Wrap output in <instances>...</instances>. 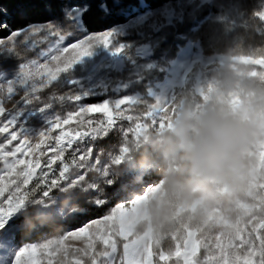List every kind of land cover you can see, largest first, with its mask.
<instances>
[{
  "label": "rangeland",
  "instance_id": "obj_1",
  "mask_svg": "<svg viewBox=\"0 0 264 264\" xmlns=\"http://www.w3.org/2000/svg\"><path fill=\"white\" fill-rule=\"evenodd\" d=\"M211 1L186 0L184 4H167L156 10H135L123 23L98 32L85 31L81 23L79 31L82 37L66 35L65 40L62 37L57 42L55 37H50L48 41L38 43L27 32L15 41L14 48L10 49L6 43L0 42V84H4L18 81L25 68L44 62V57L52 51L50 46L55 43L56 46L62 43L61 46L70 48L71 43L78 42V39L106 33L110 35L107 45L93 40L90 54L68 71L58 73L55 80H51L46 73L37 75L35 81L29 77L26 84L17 82L14 85L18 91L12 100L3 101L7 111L19 113L17 131L31 136L33 151L17 153L15 159L40 161V168L29 185L25 186L28 192L18 214L33 208L37 213L62 217L65 212L55 208L57 200L53 193L66 189L83 186L92 189L101 185V190L111 183L122 190V197L110 203L105 214L99 218L87 220L82 217L72 225L61 228L60 234L49 239L23 244L15 240L16 251L27 248L31 253L24 257L29 264H127L129 254L126 249L135 247L136 258L142 257L155 242L154 234L158 235L161 224L168 220L170 222L166 229L170 232L173 224L176 225L172 236L170 234L175 239L174 246L168 252L161 251L159 257L195 247V264H240L250 254L264 252V229L259 228L264 223V147L256 152L257 171L247 194L233 197L227 204L209 208L202 217H199V205L195 203L190 208L173 205L171 215L158 221H153L140 211L149 201L162 199L165 195L161 189L163 183L159 170L141 164L140 141L145 133L150 128L164 127L176 109L185 102H191L196 107L210 100L233 106L242 103L243 98L239 93H225L223 83L226 74H231L237 80L264 85V60L248 56H204L199 44L194 41H187L171 59L152 57L153 48L158 43L155 33L163 25L179 20L183 5L191 4L197 8ZM258 16L264 20V4ZM32 25L50 26L49 23ZM117 49L121 51L117 52ZM13 56L23 60L15 66L5 65V61ZM247 65L258 66L262 70L246 68ZM152 70L162 71V77L149 88L151 101L145 102L142 107L145 111L136 112L134 107L140 103V95L136 92L126 93V89ZM33 83L36 91L25 98L23 93L27 91L26 87L31 89ZM67 86H76L78 90L66 94L70 109L61 112L62 103H57V95L53 92ZM46 90L53 92L47 93ZM255 94V91L247 93L251 96ZM5 96L6 89L0 91V98ZM100 97L102 99L98 100ZM87 99L97 101L87 102ZM120 100L125 104L116 109L115 104ZM104 102L109 103L114 127L107 135L101 134L93 139L96 129L102 124L106 126L109 117L99 112L80 113V108L97 107ZM69 114L75 118L67 125L53 128L43 143L35 138L53 118L62 120ZM62 132L66 134L62 141L65 151L50 170L48 162L56 155V137ZM77 133L82 135L77 136ZM85 133L87 135H83ZM68 138L73 140L71 147L67 146ZM37 143H40L39 148L35 147ZM0 145H5L4 151H11L20 145V141L7 144V134L0 133ZM89 149L91 155L85 156L81 163L79 157ZM2 155L0 152V157ZM12 159L9 157V160ZM73 159L76 160L75 165H72ZM64 162L72 165L66 174L67 179L55 186L38 184L43 179V173H48L49 182L58 176ZM22 167L17 165V169ZM3 169L4 163L0 158V176L5 177L4 184H10L12 179H16V174L9 175ZM22 179H18L17 183ZM11 187L14 188V185ZM45 192L48 194L45 195ZM7 195L8 192H5V197ZM254 258L258 259L255 255ZM172 260L176 261L175 258Z\"/></svg>",
  "mask_w": 264,
  "mask_h": 264
},
{
  "label": "trees",
  "instance_id": "obj_2",
  "mask_svg": "<svg viewBox=\"0 0 264 264\" xmlns=\"http://www.w3.org/2000/svg\"><path fill=\"white\" fill-rule=\"evenodd\" d=\"M185 1L92 0L96 7L92 9L91 23L90 25L82 23V26L85 31L98 32L123 23L128 16L135 13V10H142L143 8L156 10L167 4L178 2L184 4ZM0 4L10 10L14 26L45 24L49 21L59 25L63 18L61 0H30L29 3L23 5L16 3L15 0H0ZM263 4L264 0H212L210 3H204L197 8L191 4L183 5L181 18L174 20L172 24L163 25L155 33L158 37V43L153 48L151 55L155 59L161 56L165 59H171L176 56L179 48L184 46L187 41H194L199 44L204 56H248L264 60V20L258 16ZM72 31L74 29L70 28L69 33ZM5 35L6 33H0V37ZM22 60L13 56L9 57L4 64L15 66ZM246 68L262 70L253 65H247ZM162 74V71L152 70L143 74L137 82L126 89V93L136 92L140 95V103L134 107L136 112L145 111L142 107L145 106V102L151 101L148 90L161 79ZM74 90H78L76 86H67L55 89L54 92L50 90H46V92H53L57 95V103H62L59 111L62 112L70 109V101L67 100L68 105L66 94ZM101 99L102 97L98 98V100ZM86 101L95 102L97 99H87ZM100 186H98L99 190ZM161 189H163V184ZM103 192L104 189H101L99 194H103ZM53 195L57 200L55 208H59L65 214L62 217L57 214L55 216L50 213L41 214L33 208H29L21 214L24 217L26 227L21 232H15L16 242L23 244L57 236L60 234L61 228L66 226L63 221L77 212H83L85 201H95L97 198V194L89 191V188L85 186L62 190L53 193ZM109 205L104 208L93 209L87 217L84 216L83 218L87 220L99 218L105 214ZM77 221L72 222V224ZM166 222L161 224L158 235L154 234L155 242L151 243L154 264H161L158 256L161 251L168 252L174 246L175 239L171 236L176 225L173 224L170 232L169 229H166L170 220ZM168 264H177V261L170 260Z\"/></svg>",
  "mask_w": 264,
  "mask_h": 264
},
{
  "label": "clouds",
  "instance_id": "obj_3",
  "mask_svg": "<svg viewBox=\"0 0 264 264\" xmlns=\"http://www.w3.org/2000/svg\"><path fill=\"white\" fill-rule=\"evenodd\" d=\"M223 89L239 93L243 102L210 100L200 107L185 102L164 127L150 128L141 139V164L159 170L165 193L140 210L153 221L169 217L173 205L198 204L202 217L247 194L257 171L256 152L264 147V85L226 74Z\"/></svg>",
  "mask_w": 264,
  "mask_h": 264
},
{
  "label": "snow or ice",
  "instance_id": "obj_4",
  "mask_svg": "<svg viewBox=\"0 0 264 264\" xmlns=\"http://www.w3.org/2000/svg\"><path fill=\"white\" fill-rule=\"evenodd\" d=\"M18 4L29 3L30 0H15ZM96 7V4L92 0H61V12L63 13V18L60 20L59 25L49 21V27L40 26L36 27L32 24L14 26L13 17L10 10L4 5L0 4V33H6V38H0V42H4L11 49L14 48L15 41L23 37L26 32L30 33L38 43H44L48 41L50 37H55L56 42L60 41L63 37L64 40L66 35L82 37V33L79 31L81 23L84 25H90L91 18L93 16V11ZM79 12V15H78ZM72 28L74 31L69 33V29ZM59 29V30H58ZM102 41L104 44H108L110 40L109 34H104L102 36L89 37L87 39H78V42L71 43L69 47L56 46V43L52 46V51L44 57V62H38L32 68H25L22 72V76L18 81H10L8 83L0 84V91L6 89V96L0 98V118L6 117V119H0V133L7 134V144H12L14 141H20V145L15 147L11 151H4L5 145H0V152L3 153L2 160L4 163V171L9 175L12 173L16 174V179H12L10 184H4V176H0V264H29V261L25 260V255H31L28 252V249L25 248L21 251H16L17 246L15 243V232H21L25 227L24 217L21 214H18V209L21 204L24 202V199L27 195L28 190L25 186L29 185L30 181L35 175L36 169L40 168L39 159L25 161L24 159H15L17 153H24L25 151H33L32 144L30 143L31 136H25L22 133L17 131L16 125L18 123L17 116L18 112L7 111L4 107V100H12L14 94L18 91L14 88V85L18 82L21 85L26 84L29 77L35 81L36 76L40 74H47L51 80H55L58 73H63L68 71L74 64H76L81 58L90 54V47L92 41ZM121 49H117V52ZM70 55H66L69 54ZM51 65V66H50ZM63 65V66H61ZM27 91L23 93L25 98L30 97V92L36 91L35 83L32 84L31 89L27 88ZM38 98V97H37ZM207 97H205L206 99ZM74 99H79V97H74ZM125 102L120 100L115 104V108L119 109L121 105H124ZM105 113L108 115L109 120L107 125H103L96 129L93 139L99 137L101 134L107 135L109 130L114 127V121L112 120V112L109 108V103L104 102L103 104L97 105V107L89 106L80 108V113ZM79 115V113L77 114ZM75 117L72 114H69L67 118L61 120V118H53L44 131L39 133L37 138L40 143H43L45 138L53 130V128H60L62 124L67 125L71 119ZM131 119V117H128ZM81 133H77V136H81ZM87 135V133L83 134ZM66 138V134L63 132L60 136L56 137V155H54L48 162V168L52 170V165L56 163L57 160H60L63 157L65 146L62 143ZM40 143L36 144V148L40 147ZM73 140L71 138L67 139V146L71 147ZM25 146H27L25 148ZM77 151H79L77 149ZM91 155V149L88 152L84 153L79 157L81 163L84 161L85 156ZM9 157H12V160H9ZM76 164V160L73 159L72 165ZM17 165H23L22 168L17 169ZM67 162L62 163V167L59 171V175L52 178L49 182L47 177L48 173H43V179L40 181V185L49 187L55 186L61 181H64L68 178L66 175L70 167L72 166ZM19 183L17 180L20 178ZM14 185V188L11 187ZM89 191L97 194L95 201H85L84 202V211L77 212L70 216L67 220L63 221L66 226H70L72 222L81 219L84 216H87L90 211L97 208H104L105 206L113 203L116 200H119L122 197V190L115 186L114 184H107L104 186L103 194H99V188H92ZM5 192H8L7 197H5ZM45 195L48 193L45 192ZM19 221V223H17ZM14 228V230H13ZM82 228V227H81ZM260 229H264V223L259 226ZM262 247H264V239H262ZM126 252L129 254V259L127 264H154L153 262V253L151 248L145 250V253L139 259L136 258L137 250L135 247L131 249H126ZM195 252L196 248L192 247L190 249H185L183 251H178L173 253L171 256L168 254H161L159 259L161 264H168L170 260L175 258L177 264H184L187 261V264H195ZM254 255L258 257L254 258ZM15 256L13 260L12 257ZM240 264H264V252L258 254H250L248 257L240 261Z\"/></svg>",
  "mask_w": 264,
  "mask_h": 264
},
{
  "label": "water",
  "instance_id": "obj_5",
  "mask_svg": "<svg viewBox=\"0 0 264 264\" xmlns=\"http://www.w3.org/2000/svg\"><path fill=\"white\" fill-rule=\"evenodd\" d=\"M36 172H37V169H36V171H35V174H36ZM34 176H35V175H34ZM21 209H22V206H20L19 209L17 210L18 213H20Z\"/></svg>",
  "mask_w": 264,
  "mask_h": 264
}]
</instances>
